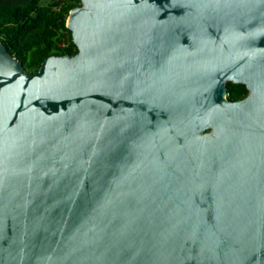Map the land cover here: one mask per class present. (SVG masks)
<instances>
[{
    "label": "water",
    "instance_id": "obj_1",
    "mask_svg": "<svg viewBox=\"0 0 264 264\" xmlns=\"http://www.w3.org/2000/svg\"><path fill=\"white\" fill-rule=\"evenodd\" d=\"M66 25L32 73L0 42V264H264V0Z\"/></svg>",
    "mask_w": 264,
    "mask_h": 264
},
{
    "label": "trees",
    "instance_id": "obj_2",
    "mask_svg": "<svg viewBox=\"0 0 264 264\" xmlns=\"http://www.w3.org/2000/svg\"><path fill=\"white\" fill-rule=\"evenodd\" d=\"M80 3L81 0H0V42L32 73L47 56L77 50L66 21L71 8Z\"/></svg>",
    "mask_w": 264,
    "mask_h": 264
},
{
    "label": "flooded vegetation",
    "instance_id": "obj_3",
    "mask_svg": "<svg viewBox=\"0 0 264 264\" xmlns=\"http://www.w3.org/2000/svg\"><path fill=\"white\" fill-rule=\"evenodd\" d=\"M228 82H231V84H228ZM243 85H244L245 91L243 90L242 86L239 85V83L233 82V81H227L226 82V87H227L226 97H228L231 100H237V99H241L245 97L248 94V89L246 88L245 84ZM231 96L233 98H231Z\"/></svg>",
    "mask_w": 264,
    "mask_h": 264
}]
</instances>
